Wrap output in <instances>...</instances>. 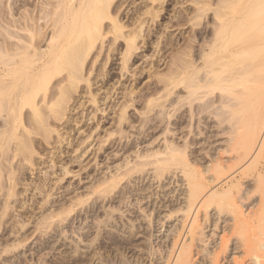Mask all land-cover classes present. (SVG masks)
<instances>
[{"label":"bare ground","instance_id":"1","mask_svg":"<svg viewBox=\"0 0 264 264\" xmlns=\"http://www.w3.org/2000/svg\"><path fill=\"white\" fill-rule=\"evenodd\" d=\"M15 1L10 0L11 4L7 2L8 6H11H7L9 14L6 15V7L3 6V0H0V117L5 118L2 120L5 131L2 130L0 133L2 141L0 154L4 155L6 149H11L8 146L13 144L12 157L23 158H20L21 161L36 167V170L41 165L55 169L62 164L65 172L63 174H71L73 173L71 168L65 166L67 164L64 162L69 154L66 149L77 147L74 150L76 156L71 159L70 164L82 165L81 159L88 154L89 147L95 141L94 134L99 135V132H92L91 123H96L95 130H98L102 121L107 119L105 118L107 109L113 110V98L118 95L119 99L121 95V101L119 100L117 104L115 102L114 105L118 110L116 112L118 120L115 124H119L117 125L120 141L125 140L123 146L129 147L130 142L125 133L137 122L143 127L140 133V136L143 135L142 139L154 137L155 133H148L149 129L157 130V133L162 134L164 145L159 149H149L145 153L138 152L137 162L125 161L117 168L115 174L105 176L101 183L99 182L101 180H98L97 185L100 183L98 187L92 188L91 192L98 195V198L103 194L107 199L112 193L119 198V202H116L114 197L112 201L110 197L107 199L109 203L112 202L108 208L112 209L113 215L117 213L119 215L118 217L115 215L117 218L111 216L113 219L109 217L107 224L105 220V227L113 226V230L115 229L118 234H128V228L132 229L129 224L131 220L128 219L127 223L122 220L127 216L122 210L124 204L137 207L149 227L154 225L161 210L173 206L171 211L167 208L169 215L181 212L184 217L179 225L172 228V231L169 230L176 238L174 237L173 247L170 246L172 250H168L170 252L168 257L163 251L165 254L163 255L168 259L164 258L167 259V264H196L195 260L198 257L196 252L207 255V252H198L201 247L198 244L204 245L207 240H204L206 226H202V223L212 216H209L210 206L216 205L220 212L214 215L218 216L219 221L223 218V216L220 218L223 211L229 210L230 215L233 214L234 218H230L233 221V232L244 236L237 241L238 243L240 241V247L239 245L236 247L239 249L242 247L246 254L244 258L249 259L248 264H264V0H178L169 22L162 24L163 33L158 37L154 54L146 58L145 63L149 67L147 73L153 84L150 88L143 89L138 88V85L142 82L145 70L139 69L132 73V65L138 60L143 46L147 45L154 24H158L164 13L168 12L167 0H142L136 6L135 17H130L132 21H125L120 15L129 0H44L39 1V5H34L36 8L32 10L37 11L27 8L32 4L31 0H21L20 6L29 14L23 12V17L22 12L20 17L15 15L16 11L22 10ZM130 2L135 4V0ZM32 12H36L35 16ZM37 13H41L39 20ZM207 18L209 19L207 23L211 26L204 30L198 29ZM106 19L110 21L108 29L103 25ZM44 21H47L46 24ZM42 22L45 26L40 25ZM174 27L176 30L184 27L189 29L188 36L183 37L184 42L181 44H174L172 38L164 35L173 31ZM47 30L51 31L49 35ZM109 35L112 36L109 50L113 51V56L115 52L121 50L119 47H122L119 73L121 79L112 84L111 88L105 89L103 84L107 77L105 64L100 70H94L97 57L94 58L92 69L88 68L87 62L93 55L97 42L99 40L103 42L101 39ZM161 40H165V46ZM167 47L171 49V55L167 64L165 63L164 70L167 74L163 73L166 75L164 76L158 57ZM129 73L133 81L130 87L122 82L127 80L126 76ZM97 74L101 77V85L98 84L101 82H95ZM58 75L65 76L59 81L55 80L57 82L53 84L54 77ZM136 95L138 97L140 95L139 98L144 100L143 112L139 113L138 119L128 113L134 102H140L139 98H135ZM235 116L238 119L234 118ZM213 123L222 126L221 128L226 127V123L227 127H232L231 129L228 127L230 130L227 128L230 132L234 131L232 135L235 140H232L233 143L236 141L231 152H234L238 159L237 162L235 160L236 163L230 165L215 161L214 167L209 168L211 170L209 171L214 173V181L205 177V172L198 166L201 160L197 158V145L202 143V140L205 141V145L212 138L215 139L217 131L221 129L218 125L220 129L216 125L214 128ZM213 128L218 129L217 134ZM75 130L82 135L76 142L72 137ZM104 132L105 136L101 139H105L100 140L103 146L99 141L101 146L94 150L95 159L99 158L98 153L102 151L106 153L104 144L108 140L109 146L112 145L113 148V131L107 128ZM232 135H229L230 138ZM231 152L229 154H232ZM245 162L247 164L250 162L247 167ZM172 165H176V168L172 169ZM251 178L253 182L255 181L256 188L254 187L250 194L259 193L261 201L256 212L247 219L248 215L243 214L239 206L237 207L235 196L241 193L245 185L244 180ZM146 179L158 181L147 188L141 186ZM163 180L169 181L165 184ZM171 180L174 184L182 182L180 185L184 186V189L178 193L175 190L166 192L168 185L172 184ZM132 183L139 188L134 187L135 189L131 191ZM155 184H159L160 191L158 189L155 193L147 194L146 191ZM174 192L178 194L176 197ZM10 194L13 195L12 192ZM181 197L184 199H179ZM150 199L152 205L146 207L144 201L150 202ZM134 200L137 205L133 204ZM179 200H183L184 206L181 208L178 207L181 205L178 204ZM82 201L80 199L79 202ZM101 209L103 210V207ZM104 210L106 211V208ZM202 210L205 212L204 215ZM69 212L65 213L68 215ZM104 213L106 215V212ZM59 217L60 219L65 217L64 220L67 218L66 214ZM62 220L63 218L60 221ZM120 223L125 225L119 226ZM217 227L219 226L216 225V229ZM127 236H130V232ZM222 240L221 246L224 249L226 244L224 247ZM128 242L124 243L125 253L127 250L129 252L133 250L131 247L134 244ZM119 243L123 245V242ZM115 247L118 250V246ZM200 249L205 251L202 247ZM219 251L213 253L208 250L211 254H216L212 257L223 253ZM208 258L211 261V257ZM217 258L213 259V262L222 260L219 259L220 256ZM237 259L235 258L234 264H244V261ZM147 261L153 264V261ZM210 261L208 259V262Z\"/></svg>","mask_w":264,"mask_h":264},{"label":"rangeland","instance_id":"2","mask_svg":"<svg viewBox=\"0 0 264 264\" xmlns=\"http://www.w3.org/2000/svg\"><path fill=\"white\" fill-rule=\"evenodd\" d=\"M11 1H13V0H11ZM39 1H44V0H38V2L36 0L37 3L35 2V0H31L30 3H32V4L27 6V8L31 9V10L33 8H36V7H34V5L35 4L39 5L38 4ZM53 1H55V0H53ZM122 1H124V0H122ZM141 1L142 0H135V4H131V2L129 0L130 3L128 2L120 13L121 17L125 21L126 20L132 21L131 19L135 17L134 12L137 13L136 6H138L141 3ZM167 1H168V5H169L168 6V12L164 13V15L160 18L158 24H154V26L152 27V31L150 33L147 45L143 46L141 53H140V56L138 57V60L136 61V63L134 65H132V71H131L132 73L136 72L139 69L145 70V72L142 76V82L139 83V85H138V88H140V89L141 88L142 89L143 88H150V86H152V84H153V80L151 81V79H149V76L147 73V69H149V67H147V64L145 63V61H146V58H148L154 54L155 45L158 41V37L161 36L163 33V31H162L163 25L162 24H166L169 22L170 16L174 13L173 12L174 7H175L176 2L178 0H167ZM7 2H9L11 4L10 0H8V1L3 0V6L6 7V10L3 9L4 7H2V9L6 11V13L9 10L7 8L11 6V5L8 6ZM16 3L18 6H20L21 0H19V2H18V0H16L15 4ZM20 8L22 9L21 11L19 9L20 13H19V11H16L19 15L16 14V12H15V15L20 17L21 12H22L21 17H23V14H24L23 12H25V14H26V11H24L23 7L20 6ZM34 10L37 11L36 9H34ZM34 10H32V11H34ZM10 11H11V9H10ZM4 12H2V13L5 15L6 13H4ZM32 13H34V12H32ZM126 13H128L127 16H126ZM8 14L9 13H7L6 15H8ZM35 14H36V12L34 13V16H35ZM40 14L41 13L38 14L39 16L36 15L37 20H39ZM26 15H29V14H26ZM26 15H24V17ZM42 16L43 15H41V17ZM125 16L127 18H125ZM130 17H132V18H130ZM16 18H18V17H16ZM207 19L202 21V25H200L198 27V29L204 30V29L211 26L207 23L209 21V19L208 20ZM20 20H23V19H20ZM44 22H42V24L40 23V25L45 26L47 21L45 22V24H44ZM109 23H110V21H108V19H106V20H104L103 25L106 26L108 29V26L110 27ZM176 29L177 28L174 27L173 31L168 32L164 35H165V37L172 38L173 43L177 45V44H181L184 42L183 37L185 35L188 36L187 33H189V29L187 27L179 28L178 30H176ZM47 31H49V30H47ZM50 32L51 31L48 32V35ZM108 37L110 38L112 36L109 35ZM108 37L101 39V40H104L103 42L100 40L97 42V45L93 51V55H92L93 57L91 56L87 62L88 68L92 69L93 62L97 57V63L94 64V68H93L94 70L95 69L100 70V68L104 67V64H105V67H106L105 73L107 74L106 79L103 81L105 89L111 88V86H113L117 81H119L121 79L119 73H120V68H121L122 47H119L121 50L119 52H115V54L113 56V51L109 50V47L111 46L110 43H111L112 38L109 39ZM161 42H162V45L165 46V44H166L165 40H161ZM194 45H196V44L194 43ZM140 46H142V44H140ZM170 55H171V49L169 47L165 48V50L159 54L158 60H160L161 68L163 70V72H161L162 74L166 72L165 71L166 70L165 63L167 64V62L169 61ZM155 60H157V58H155ZM165 74H167V72ZM165 74H163V75L166 76ZM65 75H60V76L58 75V76H56V78L54 77L53 84H55L57 81L61 80L62 77ZM96 76H97V79H95L96 80L95 82L96 83L101 82V77H99V74H97ZM126 79H127L126 81L123 80L122 82H123V84L125 83V86L130 87L131 84H133L130 73L126 76ZM55 80H57V81H55ZM148 83L149 84L151 83V84L148 86L147 85ZM98 84L101 85L102 82L98 83ZM75 95H78V94H75ZM113 95H114V92H113ZM120 97H121V95H120ZM120 97L118 99V95H116L113 98V110H112V108L107 109V111H108L107 116H105V118H107V119H104V121H102L103 123L101 124V127L98 128V130H95L96 123H91L92 132H97V133L99 132V135L94 134V135H96V137H94L95 141H94L93 145L91 147H89L88 154L83 159H81L82 165H79V163H73V165L70 164L71 159L76 156V153L74 152V150L77 149V147L75 148V146H74V147H69V150H68V148L66 149L67 151H69V154H67V156L65 157L64 162L67 164L65 166H68L69 168H71V172H73L71 174L64 175L65 172H63L64 169H62V168H64V165L62 167V164H60L61 166H59V167L56 166L55 169L47 167V165H41L39 167V169L36 170V167H31L29 165V163H27V162L24 163L23 161H21V159H23V158L18 156V158L15 159L12 157V155H14L13 151L11 150L13 148L12 147L13 144L12 145L10 144L11 147L8 146L9 149L11 148L10 150L12 152H10V150L6 149V153L4 155H1L2 153L0 154V161H1L0 168L2 169V171L0 169V171H1L0 174H2L0 176V178H1L0 179V264H149L150 262H148L147 260L153 261V264H158V262L161 264H164V263L167 264V262H168L167 257L170 255L169 251L172 250L171 248L173 247V245H174L173 242L176 238V235L172 234L171 231L173 230L172 228H175V226L178 223L180 224V222L183 221L182 220L184 217L183 213H181V212L178 213L176 211L178 213V215H176L177 213L174 212L173 215L174 214L175 215L173 216L171 214V216H170L168 212H169V210L170 211L173 210V208H172L173 206L167 207V208H169V210L167 208L166 209L164 208V210H161L159 212V214L157 215V218L154 222V225L149 227L148 223H145L147 221L145 220V218H143V216H141V213L137 207H135L134 205L125 206L126 204H124V207H123V204H122L121 205L123 207L122 210H123V212L126 213L125 215H127L122 220H125V223H127L128 219H130L131 222L129 221V224H130V227L132 229L129 230V228H128V230H127L130 232V236H127V235H129V232L126 235H123L122 233L118 234L115 231V229L113 230V226H109V227L106 226L105 227L104 221L106 220V224H107L109 217L113 216V217L117 218L118 217L117 215H119L118 213L113 215L112 209L110 210V208H108V207H110L109 204L110 203L112 204V202L109 203V200H107L108 197L111 198V199L109 198L110 201L113 200L112 197L116 198V200H115L116 202H119V198H117V195L116 196L113 195V193L111 194V196L108 195L107 199H105L103 194H102V197H100L101 195H99V198H98V195L97 196L93 195V192H91V191H93L92 188L98 187V185L104 180L103 178L109 177L111 174H115L117 171V168L119 166H121V164H123L125 161L137 162V160H138L137 156L139 155L138 152H140V153L144 152L145 153L149 149H159L164 145V143H163L164 140H163L162 134L160 135V133H157V130L153 131V129H149V127H147V129H149L148 133H155L154 137L151 138V136H150L148 138L142 139L143 135L140 136V133L143 130V127L140 125V122H137V123L133 124L132 125L133 127L129 128L125 133V135L128 138V141L130 142L129 147L127 148L126 146H123L125 140L123 139L120 141V136L118 134V131H119L118 125L119 124L118 123H117L118 125L115 124L118 120L117 119L118 113H116L118 110L116 109L117 106H115V105L119 102ZM139 97H140V95H139ZM139 97H138V95H136L135 98L138 99ZM138 100H140V102L139 103H137V101H136V103L134 102L135 107L134 106L132 108L130 107L128 110V113L131 116H133V118H135V119L136 118L138 119L139 113L143 112L142 109L144 107L143 106L144 100L141 98H139ZM115 102H116V104H115ZM229 116H231V115H229ZM236 116L234 118L238 119L237 117L239 115L237 117ZM0 119H1L0 123L3 124V125H0V127L3 126L1 128V131H0V133H1L2 130L5 131L4 122H3L5 120V118H3L4 119L3 120L2 117H0ZM99 120H101V119H99ZM215 125L218 129H220L222 127L216 123L215 124L213 123L214 128H215ZM225 125H226V127H223L220 130H218L217 128L216 129L213 128V130L215 132H216V130H218L217 131L218 134L216 132L218 137L216 136L215 139L212 138L205 145H204L205 141L202 140V143L197 145V158H198V160H201V162L198 166L200 167V170H203L205 173H206V170H208L206 174L204 173V175H206L205 177L208 179H211L212 181H214L213 180L214 179V173H213V171H212V173L210 172L211 171L210 167L211 166H212V168L214 167L215 161H216V163L217 162L221 163V161H222V163L226 162L227 165L228 164L230 165V163H236L238 161L236 154L233 152L234 156H235L234 157V156H232L233 153L231 152V151H233L232 149L234 147V144H236L235 143L236 141H234V143H233V140H232V139L235 140L234 135H232V133H234V131L231 130V132H230L229 130L232 127L228 126L230 128L229 129L227 127V123ZM225 125H223V126H225ZM101 128H103V129H101ZM107 128L109 130L113 131V134H114V136L112 138L113 148H112V145L109 146V144H108L109 140H108L107 143L104 144V147L106 148L105 149L106 153L104 151L98 153L97 156L99 155V158L95 159V157H94L95 151L94 150L98 149V147H100L101 145L103 146V143L100 140L105 139V138L101 139V137L105 136L104 129H107ZM116 129H117V131H116ZM173 129L174 128L172 127V131H174ZM223 130H224V132H223ZM227 130H228V132H227ZM225 132L228 134H225ZM220 133H222V134H220ZM72 135H73L72 137L74 138L75 142L78 141V139L80 137H82L80 132H77V130L73 131ZM229 135L230 136L232 135L233 138L232 137L230 138ZM156 138H157V140H156ZM203 138L204 137H202V139ZM154 140H156V141H154ZM99 141L102 143L101 145L99 144L100 143ZM0 142H2V141H0ZM126 150H128V151L126 152ZM4 152L5 151H3V153ZM229 152H231L232 154H229ZM235 160H236V162H235ZM2 161H3V163H2ZM22 163H24L25 165L23 164V166H21ZM49 164H50V162H49ZM244 164L247 167V165H248L247 162H245ZM50 165H52V164H50ZM20 166L22 169L19 168ZM172 166H171V168H172ZM175 166H173L172 169L176 168ZM150 168H152V167H150ZM151 173H153V172H151ZM14 175L17 179H15ZM136 176H139V175H136ZM251 179L244 180L245 185L243 186L241 193H239L237 196H235L236 200H237L236 202L238 204L237 207L239 206L240 211L243 214H245L246 216L248 215V217L245 216L247 219L252 217L251 215H253V212H256V210L258 209L257 207L260 206L259 203L261 201V199H260L261 195L259 193H253L252 192L250 194V191H253L254 187L256 188L255 181L253 182V179L252 180ZM98 180H101V181H99L100 183L97 185ZM153 180L154 179H146L144 184H141V186L143 185L144 187L146 186L148 188V186L150 187V184H152V183L154 184L158 181L157 179L155 180V182ZM173 180H171L173 185L172 184L168 185L169 186V187L167 186L168 188L165 187V189L167 188L166 189L167 191L165 190L166 192H171L172 190H175L178 193L181 191L182 188L184 189V186L181 187V185H180V184H182V182L178 183L179 184L178 185L177 183L174 184ZM168 181L163 180V182H165V184ZM45 183H46V185L44 186ZM130 185L129 186L131 188L130 187L129 188L131 189V191L134 190L135 188L136 189L139 188V186L135 187V183H132ZM158 185L155 184L154 185L155 187L153 186L151 189L146 191V193L147 194H148V192H154L155 193L158 189H159L158 191H160V188H158ZM11 192L13 193V195L10 194ZM176 192H174L175 197H176V195H178ZM146 193L144 192V194H146ZM172 194H171V196H174ZM171 196L169 195V197H171ZM169 197L167 198L168 200H169ZM154 198H155V196L153 197V201L155 203L156 201L154 200ZM182 198L183 197H181L179 199H182ZM78 199H79V201H80V199H81V201L83 199V201L79 202ZM167 199H164L165 202L167 201ZM86 200H87V202H86ZM95 200H97L99 202H97ZM179 201L180 202H178V204H181V205L178 207L181 208L182 205L184 206V204L182 203L183 200L182 201L179 200ZM148 202H149V200L144 201V205H146V207H150L152 205L151 204L152 199H150L149 203ZM135 203L136 202L134 200L133 204H135ZM161 204H163V202ZM161 204H159V208L161 207ZM72 205H75L73 207L74 209L71 207ZM136 205H137V203H136ZM148 205H150V206H148ZM168 205H170V203ZM172 205H174V204H172ZM97 206L100 207L99 208L100 210L97 208ZM101 207H103V210L101 209ZM146 207H144V208H146ZM67 208H68V210H67ZM70 208H72V209H70ZM105 208H106V211L104 210ZM107 208L109 210H107ZM64 209H65V211L63 212ZM71 210H73L74 212L72 213ZM94 210H96V211L94 212ZM203 210H202V214L205 211V210L204 211ZM209 210H210L209 216L212 215L210 217L211 220L208 217L206 219L208 224L206 223V221H203L204 224L202 223V226H206V227H204V228H206V230L204 231L206 233V235H205L206 238H204V240L205 239H207V240H205L204 245L202 243L198 244L199 246L202 247V249L205 250V251H202L200 249L201 247L199 248V246H198V248H199L198 252H207V255H205L206 253L205 254L199 253L200 254L199 255L196 252V255L198 256V257L196 256L197 257L195 260L196 264H209L210 262H212L210 264H214V263L215 264H234L233 262H234L235 258L236 259L239 258V260L237 259L238 261H241V262L244 261V264L245 263L248 264L249 259H248V257L246 259L244 258V257H246V254H245V252H243L244 250L242 249V247L240 249L238 247H236V245H239V247H240V241H239V243L237 241L241 240L244 236H241V234L239 235V234L233 232V221L231 220L232 218H234L233 214L231 213V215H230V211L227 210L228 212H225L226 211L225 210V211H223L222 215H220V218H222L221 216H223L222 220L219 221L218 216L214 215V214L218 215V213L220 212V211L218 212L217 206L211 205ZM69 211H71V214ZM97 211H98V214H97ZM109 211H111V212H109ZM65 212H69L68 215ZM104 212H106V215ZM107 212H109V214ZM166 213L168 215H166ZM226 213H227V215H226ZM65 214L67 217L65 219L66 221L64 220L65 217H62L64 221L63 220L60 221L62 218L60 219L59 216H65ZM107 215H109V216H107ZM106 216H107V218H106ZM169 216L173 217V218H170ZM113 217H111V218L113 219ZM159 217H161V219ZM214 217L215 218L217 217L216 220ZM118 219L121 222V219L120 218H118ZM208 219H209L210 223H209ZM71 220H73V221H71ZM111 221H113V220H111ZM215 221H217L216 224L214 223ZM125 223H120L119 226L123 225V224L125 225ZM112 225H113V223H112ZM216 225L219 226V227H217V229H216ZM48 226H50V227H48ZM169 230H171V231H169ZM62 233H63V235H62ZM134 233H136V234H134ZM224 233H225V235H224ZM153 235H154V237H153ZM222 236L224 237V239ZM150 237L152 238V240H150L151 239ZM221 237L223 240L221 239ZM95 238H97V240H95ZM114 239H116V240L118 239L119 241L118 240L116 241ZM226 239H227V241H228V239L230 241L227 242V241H225ZM148 240L150 241V243ZM221 240L223 242L222 245L225 247V244H226L227 248L226 247L224 249L222 248ZM113 241L114 242L116 241V243H113ZM126 241L127 242L129 241L128 243H132V245L134 244L133 247H131L133 249L132 250L133 252L131 251L132 253L129 252V250H127L128 252L125 253L126 249L124 250L123 248H126V245H124V243H127ZM206 241L208 244L206 243ZM117 242H118V244H117ZM119 242H123V245ZM17 244H20V245H17ZM113 246H114V248H113ZM115 246H118V250H117V247H115ZM119 246L121 249L119 248ZM170 246H172V247L170 248ZM204 246H205V248H203ZM206 246H208V247H206ZM220 246H221V249H220ZM128 247H130V246H128ZM198 248L196 247V250H198ZM206 249H207V251H206ZM219 249H220V251H219ZM208 250L213 252V253H216L215 251H217V252L219 251V253L222 251L223 253L222 254L220 253L222 256L217 253L218 255L216 257L215 256L212 257L213 255H216V254H213V253L211 254V252H208ZM149 251H151V252L149 253ZM155 251H156V254L154 255ZM158 251H159V253H158ZM163 251L167 255H165ZM167 252H169V253H167ZM163 254L167 257H165ZM160 255H162V256L160 257ZM207 256L211 257V261H210V258H208ZM218 256H220L219 259H222L219 261L217 260L220 263L213 262L214 261L213 259L217 258ZM247 256H249V258H250L249 254ZM164 257L167 259H165ZM207 258L209 259L210 262H208ZM163 259H165V261ZM161 260L164 262H162Z\"/></svg>","mask_w":264,"mask_h":264}]
</instances>
